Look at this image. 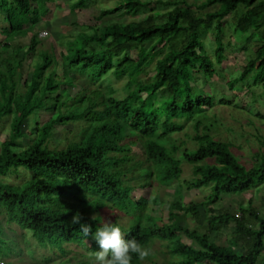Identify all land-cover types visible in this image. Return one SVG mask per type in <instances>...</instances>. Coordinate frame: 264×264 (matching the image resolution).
I'll list each match as a JSON object with an SVG mask.
<instances>
[{
  "label": "trees",
  "instance_id": "1",
  "mask_svg": "<svg viewBox=\"0 0 264 264\" xmlns=\"http://www.w3.org/2000/svg\"><path fill=\"white\" fill-rule=\"evenodd\" d=\"M50 1L0 0L6 24L1 30L5 42L0 45V120H8L11 133L0 143V216L5 223L28 231L37 246L59 255L61 264L69 262L67 245L82 246L87 253L99 250L79 225L71 223L76 211L93 232L104 218L116 222L124 216L129 222L119 225L125 238H135L145 247L163 243L171 264H264V217L250 205L239 204L235 212L215 207L226 197L264 183V152L246 166L232 153L230 143L200 133L201 121L196 117L208 106L203 88H195V76L212 77L224 61L230 46L224 42L225 19L241 6L244 13L234 31L248 34L246 40L253 37L257 44L228 87L233 90L240 84L264 90V0H205L200 8L212 11L204 16H197L184 0H122L125 15L135 16L145 8L150 15L132 25L87 24L86 32L65 41L59 55L40 50L34 57L40 44L34 21L44 15ZM86 1L74 2L69 10L85 7ZM157 6L169 9L154 12ZM117 10H102L93 20L99 22ZM210 28L214 30L212 58L201 55ZM25 37L29 42L23 45ZM27 56L32 63L24 65ZM152 62L149 75L146 68ZM70 72L90 87L98 86L85 95V106L74 107L64 100ZM143 75L144 82H132ZM124 78L126 85L132 84L130 91L117 96L112 84ZM229 103L218 100L221 105ZM41 110L50 112L44 122L36 117ZM189 122H194L193 149L183 141L170 140ZM68 124L77 128L70 141L63 149L51 147L55 127ZM24 137L28 143L22 146L16 140ZM259 142L264 151V142ZM138 145L143 150L139 159L132 152ZM183 164L191 166L188 180L181 179ZM20 170L28 172L26 180H4ZM137 179L142 187L155 182L166 188L180 182L187 190L208 189L209 193L185 206L177 198L166 223L160 225L161 221L145 214L144 202L131 197V183ZM199 209L206 216L203 233L178 223L173 213L198 221ZM222 230L229 234L224 245L210 241L212 233ZM182 236L193 246L183 244ZM15 247L0 228V261L19 256L21 251ZM235 247L244 254L237 255ZM29 250L32 262L35 251ZM140 263L134 255L132 264Z\"/></svg>",
  "mask_w": 264,
  "mask_h": 264
},
{
  "label": "rangeland",
  "instance_id": "2",
  "mask_svg": "<svg viewBox=\"0 0 264 264\" xmlns=\"http://www.w3.org/2000/svg\"><path fill=\"white\" fill-rule=\"evenodd\" d=\"M78 0H51L47 5V10L44 15H37L34 24L37 26V31L40 37V44L37 47L36 56L40 50H47L51 55H59L63 52L65 41L68 38L75 36L77 33L86 32L87 24H94L103 27L112 23H123L132 25L135 22L142 21L150 15V10L145 8L135 16L125 15V7L121 4L122 0H87L86 6L80 9L74 8V11H70L71 4ZM142 2L150 1L156 2L158 0H140ZM162 2L167 1H183V0H159ZM187 5L191 6L194 13L197 16H204L211 12V8H200V5L205 0H184ZM118 7L117 11L105 16L101 21L96 22L93 20L98 16L102 10L114 9ZM169 7L157 6L153 10L165 11ZM244 9L240 6L238 10L226 17V26L224 29V42L230 44L229 48L224 51L225 59L220 66H216V73L207 79L202 77H196L195 88H203L204 98L207 101V106L204 112L196 117V120L201 121L200 133H205L211 136L216 141L228 142L232 145V153L240 160V162L246 166H249L254 155L263 154V149L259 141L264 142V90L259 86L244 87L237 84L233 90L229 89L228 82L237 78L249 56H252L256 49V39L251 37L246 40L248 34L243 35L235 30L236 20L242 16ZM27 24V22L25 23ZM4 15L0 12V45L5 42L1 30L5 27ZM213 28L206 30V34L203 37L204 52L203 56L213 57ZM17 41V40H16ZM23 45L28 44L29 37L21 39ZM2 60H3V56ZM33 57V58H34ZM161 57V56H159ZM147 61V60H146ZM32 63L29 56L26 58L24 65ZM154 62H152L147 68L146 72L151 75ZM52 70V67L49 69ZM49 70L46 73H49ZM74 72H70L69 81H67V94H65L64 100L74 107H81L85 102V95L92 90H97V85H90L84 80L79 79ZM145 76H138L133 78L132 82L143 81ZM74 81V85L72 82ZM204 80V82H203ZM23 81V77H22ZM71 83V84H70ZM204 83V84H203ZM70 84V85H69ZM132 85V84H131ZM126 85V79L114 81L112 86L116 90L117 96L124 95L123 93L130 91V86ZM64 88V87H63ZM20 92L23 89L20 87ZM227 100L230 103L228 105L218 104V100ZM85 106V105H84ZM50 112L41 110L36 113L38 122H44L47 120ZM263 118H261V117ZM193 123L189 122L185 124L184 129L177 134L172 135L171 141L176 143L183 141L187 148H195L196 143L192 141L194 136ZM23 129H28V124L24 125ZM73 131H77L74 124H68L66 126L58 125L55 127L54 134L52 135L49 144L51 147L57 149H63L65 145L70 141ZM11 135L8 128V120L2 118L0 120V143L5 141ZM20 142L22 146L27 145L28 138L24 137ZM141 147H133L132 152L136 154L139 159L141 157ZM28 172L20 170L17 174H11L4 178L5 181L10 183H21L28 178ZM191 177V166L183 164L181 179L188 180ZM133 191L131 197L136 201L144 202L145 214H149L159 224L166 223L167 213L172 203L179 197L182 198L183 205L185 206L190 201H198L204 199L208 193V189L200 190H187L182 183L172 185L170 187L157 186L155 182H151L149 186L142 187L140 180L133 181ZM243 207L248 205L256 210L260 217H264V183L245 192L240 195H232L224 198L221 202L215 206L217 210L220 208L229 212H235L238 205ZM172 209V208H171ZM199 209V220L189 216H184L181 213L176 214V220L178 223L186 226L189 229H197L199 233H203L206 216L201 213ZM104 218V217H103ZM104 220L113 222L112 220ZM251 221V219L249 218ZM123 221V222H122ZM118 222L128 223L124 216H119ZM124 224V225H126ZM0 228L2 230V236L12 238L16 244V249L20 250L19 256H13L10 258H4V261H0L1 264H61L58 262L57 254L51 252L48 249L40 248L29 238V232L20 230L16 226H11L5 223V220L0 216ZM210 241L219 245H224L229 240V234L222 230L218 234L212 233L210 235ZM181 242L186 245H192L191 241L184 236L181 237ZM195 246V245H194ZM148 248L151 249V254L141 261L140 264H171L170 256L166 253L167 249L163 243L155 242ZM29 249L35 251L34 259L32 262L29 258ZM66 249L70 251L68 253L69 262L67 264H90L89 253L83 250L82 246L70 244L66 246ZM234 252L237 255H243L244 251L240 247H235ZM44 258V260L42 259Z\"/></svg>",
  "mask_w": 264,
  "mask_h": 264
},
{
  "label": "clouds",
  "instance_id": "3",
  "mask_svg": "<svg viewBox=\"0 0 264 264\" xmlns=\"http://www.w3.org/2000/svg\"><path fill=\"white\" fill-rule=\"evenodd\" d=\"M92 219H95L93 216ZM84 221L80 211H76L71 218L73 225H79L85 237H90L98 247V251L89 253L90 264H132L135 255L143 261L151 254V249L143 246L135 238L126 239L118 222L105 221L96 226Z\"/></svg>",
  "mask_w": 264,
  "mask_h": 264
}]
</instances>
